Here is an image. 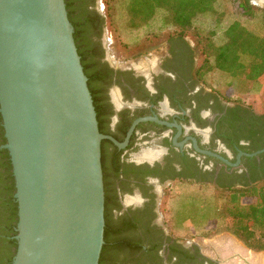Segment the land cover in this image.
Listing matches in <instances>:
<instances>
[{
	"label": "flooded vegetation",
	"instance_id": "1",
	"mask_svg": "<svg viewBox=\"0 0 264 264\" xmlns=\"http://www.w3.org/2000/svg\"><path fill=\"white\" fill-rule=\"evenodd\" d=\"M76 4L99 128L107 136L101 264H264V250L231 231L181 235L202 219L199 195L181 191L210 187L230 197L233 189L264 180V112L209 85L185 36L171 34L154 52L114 59L100 0ZM173 201L183 202L181 209L170 211ZM6 244L0 241V264L8 261Z\"/></svg>",
	"mask_w": 264,
	"mask_h": 264
},
{
	"label": "water",
	"instance_id": "2",
	"mask_svg": "<svg viewBox=\"0 0 264 264\" xmlns=\"http://www.w3.org/2000/svg\"><path fill=\"white\" fill-rule=\"evenodd\" d=\"M74 34L66 0H0L1 147L18 203L12 264L100 263L107 136Z\"/></svg>",
	"mask_w": 264,
	"mask_h": 264
},
{
	"label": "trees",
	"instance_id": "3",
	"mask_svg": "<svg viewBox=\"0 0 264 264\" xmlns=\"http://www.w3.org/2000/svg\"><path fill=\"white\" fill-rule=\"evenodd\" d=\"M225 0H127V11L130 15L129 25L138 27L147 24L159 10L166 12L165 23L170 24L173 34L184 36L191 30L194 20L199 15L216 14L217 4ZM246 16H255L258 11L251 0H235ZM77 0H66L69 18L75 27V40L81 55L84 71L89 78V87L96 106L95 93L92 89L94 74L90 72V64L86 53L81 49L80 26L77 20ZM226 40L216 45L210 37H200L202 46L201 76L204 77L213 68L231 75L240 83L259 81L264 76V35L257 34L241 21H233L225 30ZM258 105L264 112V89ZM0 138H3L4 127L0 114ZM0 241L7 242V264H12L18 246L14 236L17 234L18 203L14 197L16 186L13 165L7 149L0 147ZM228 230L242 239L249 247L264 250V180L241 189H233L225 208ZM1 233L10 238H3ZM107 239V230L105 233ZM1 250V247H0ZM105 246L102 250V257ZM101 264V262H100Z\"/></svg>",
	"mask_w": 264,
	"mask_h": 264
},
{
	"label": "rangeland",
	"instance_id": "4",
	"mask_svg": "<svg viewBox=\"0 0 264 264\" xmlns=\"http://www.w3.org/2000/svg\"><path fill=\"white\" fill-rule=\"evenodd\" d=\"M106 18L107 29L113 41L112 56L114 59L133 58L143 49L154 52L157 47L164 45L175 29L165 23L166 12L159 10L153 20L138 27L129 25L130 15L127 11V0H100ZM256 10H261L262 0L253 1ZM216 14L199 15L194 20L191 30L184 35L195 46L202 63V46L200 37H210L216 45L225 40L226 28L235 20L241 21L246 27L257 34L264 35V12L258 11L255 16H246L235 0H225L216 5ZM209 85L215 86L219 91L254 103L255 107L263 111L258 103L261 91L264 89V76L256 82L242 84L231 75L213 68L205 75ZM182 194L199 195L198 209L201 210L202 219L196 230L181 232L188 238L208 237L215 238L219 235L231 236L228 230L225 208L229 202V192L217 191L206 187L202 191H181ZM202 194V195H201ZM187 199V196H185ZM184 198V197H183ZM183 202H169L170 211L181 209ZM213 229V230H211ZM264 253V251H263Z\"/></svg>",
	"mask_w": 264,
	"mask_h": 264
},
{
	"label": "crops",
	"instance_id": "5",
	"mask_svg": "<svg viewBox=\"0 0 264 264\" xmlns=\"http://www.w3.org/2000/svg\"><path fill=\"white\" fill-rule=\"evenodd\" d=\"M253 1H256V0H252V2H253ZM252 2H251V3H252Z\"/></svg>",
	"mask_w": 264,
	"mask_h": 264
}]
</instances>
